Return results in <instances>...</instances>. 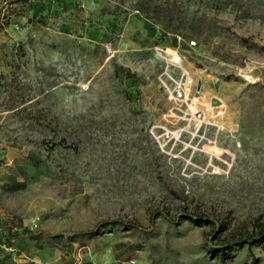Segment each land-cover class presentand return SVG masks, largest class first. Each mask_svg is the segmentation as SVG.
Returning a JSON list of instances; mask_svg holds the SVG:
<instances>
[{"label":"rangeland","instance_id":"rangeland-1","mask_svg":"<svg viewBox=\"0 0 264 264\" xmlns=\"http://www.w3.org/2000/svg\"><path fill=\"white\" fill-rule=\"evenodd\" d=\"M156 47L179 51L186 104ZM156 212L225 223L220 241L264 228V0H0V242L63 234L5 264H264ZM116 219L147 232L72 236Z\"/></svg>","mask_w":264,"mask_h":264},{"label":"trees","instance_id":"trees-1","mask_svg":"<svg viewBox=\"0 0 264 264\" xmlns=\"http://www.w3.org/2000/svg\"><path fill=\"white\" fill-rule=\"evenodd\" d=\"M24 189V184L22 182L17 183L13 190H22ZM162 215L167 222L172 225H179L180 221H189L192 224L201 227L203 224H211L213 226L212 230L209 232V240L207 241L208 247L212 252L218 253L223 259H228L234 250H241L244 248L252 249L255 247L264 246V228H260L256 232L250 233L249 235L244 236L243 238H232L231 240H218V236L224 233L227 229L225 223H219L215 220H210L208 218H203L201 216H196L193 214H188L187 212H181L180 215L174 216L171 218L167 213L156 212L152 214L150 220L151 225L153 223V218ZM112 226H122L129 229L139 230L142 232H147V230L136 223L132 222H123L122 220H108L100 222L93 230L88 232H79L74 233L72 236H95L98 234V231L103 228L112 227ZM45 235L47 238L57 239L63 236V234L50 235L44 232H31L27 229H23L22 232L12 235V238L8 240H2L1 245L9 250H13L21 241H28L31 239H36ZM215 240H218L214 242ZM0 245V246H1ZM9 255L5 253L0 247V264H5V260H8Z\"/></svg>","mask_w":264,"mask_h":264},{"label":"built area","instance_id":"built-area-1","mask_svg":"<svg viewBox=\"0 0 264 264\" xmlns=\"http://www.w3.org/2000/svg\"><path fill=\"white\" fill-rule=\"evenodd\" d=\"M188 49H194L196 47L195 41H188L186 43ZM156 55L162 61L164 67V73L160 76L159 82L163 88H165L170 94L172 100L176 103H187L188 99V72L182 67V58L177 49L171 48H155ZM175 71V74L172 72ZM168 76V80L164 75ZM198 95V92H195ZM6 250L5 245L0 246Z\"/></svg>","mask_w":264,"mask_h":264}]
</instances>
